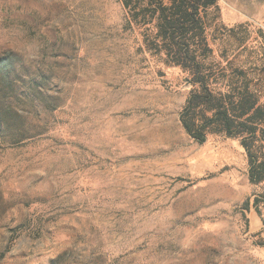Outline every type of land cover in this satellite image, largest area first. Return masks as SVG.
<instances>
[{"label": "rangeland", "instance_id": "374dc122", "mask_svg": "<svg viewBox=\"0 0 264 264\" xmlns=\"http://www.w3.org/2000/svg\"><path fill=\"white\" fill-rule=\"evenodd\" d=\"M218 8L264 68V0ZM124 21L118 0H0V264H264V182L238 138L184 132L183 73Z\"/></svg>", "mask_w": 264, "mask_h": 264}, {"label": "trees", "instance_id": "16d2710c", "mask_svg": "<svg viewBox=\"0 0 264 264\" xmlns=\"http://www.w3.org/2000/svg\"><path fill=\"white\" fill-rule=\"evenodd\" d=\"M118 1L125 11L123 27L137 30L144 51L183 73L189 85L178 113L184 132L199 144L212 135L238 138L249 181L264 182V68L237 50L246 49L250 40L247 24H223L218 0ZM257 33L264 51V32ZM215 39L232 40L235 47L229 43L216 53ZM9 75L0 73V83L9 81ZM259 202L264 194L252 196L253 208Z\"/></svg>", "mask_w": 264, "mask_h": 264}]
</instances>
